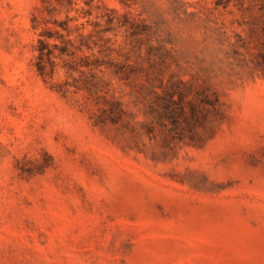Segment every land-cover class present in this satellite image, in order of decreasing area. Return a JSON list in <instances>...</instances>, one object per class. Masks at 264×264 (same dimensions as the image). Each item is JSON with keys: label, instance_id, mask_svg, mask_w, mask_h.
Here are the masks:
<instances>
[{"label": "rangeland", "instance_id": "obj_1", "mask_svg": "<svg viewBox=\"0 0 264 264\" xmlns=\"http://www.w3.org/2000/svg\"><path fill=\"white\" fill-rule=\"evenodd\" d=\"M0 264H264V0H0Z\"/></svg>", "mask_w": 264, "mask_h": 264}]
</instances>
